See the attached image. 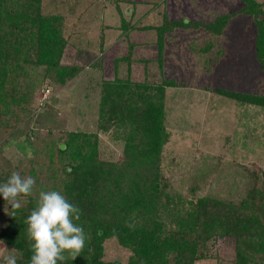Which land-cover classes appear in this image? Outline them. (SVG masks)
<instances>
[{
    "label": "rangeland",
    "instance_id": "1",
    "mask_svg": "<svg viewBox=\"0 0 264 264\" xmlns=\"http://www.w3.org/2000/svg\"><path fill=\"white\" fill-rule=\"evenodd\" d=\"M25 1L40 5L44 16L62 19L67 43L63 62L80 74L59 86L44 68L29 66L27 76L10 84L8 93L14 86L22 93L30 88L31 95L24 107L11 105L7 113L2 109L0 177L12 172L27 176L32 162L41 170L43 148L52 136L58 140L67 132L97 133L102 157L122 161L124 142L100 129L101 100L107 83L131 78L175 83L165 99L170 140L163 152V172L170 192L193 197L195 191L197 198L240 203L264 181V109L217 92L264 95L254 17L234 16L221 35L203 27L177 29L166 34L162 51L159 44L158 28L166 20L213 23L241 10L242 0ZM256 1L264 6V0ZM5 204L0 200V224L8 217ZM104 247V262L128 263L131 252L117 239L107 240ZM209 247V257L195 264H234L233 240ZM9 252L0 240V261Z\"/></svg>",
    "mask_w": 264,
    "mask_h": 264
},
{
    "label": "trees",
    "instance_id": "2",
    "mask_svg": "<svg viewBox=\"0 0 264 264\" xmlns=\"http://www.w3.org/2000/svg\"><path fill=\"white\" fill-rule=\"evenodd\" d=\"M242 1L241 10L213 23L166 20L158 28L161 51L166 34L177 29L203 27L221 35L234 16L246 15L254 17L257 25L256 57L264 72V6L256 0ZM66 49L59 16H44L40 5L25 0H0V115L11 105L29 103L30 88L26 93L14 86L12 93L7 91L18 76L28 75L25 67L44 68L46 77L59 86L78 77L80 70L63 62ZM105 86L100 129L124 142L123 159H104L97 133L67 132L58 140L50 133L41 170L32 162L29 175L21 174L35 179L32 194L21 196L22 207L14 213L9 205L7 220L0 224V240L9 253L14 250L17 264H30L33 255L34 242L27 239L24 221L36 207L40 191L53 190L81 210L74 223L83 227L86 236L75 259L65 252L67 259L57 264H122L103 260L104 244L111 238L130 250L127 264H195L209 257V245L226 239L235 243L234 264H264V181L240 203L214 196L197 198L195 191L193 197L170 192L163 172V152L170 140L165 99L167 88L175 83L127 78ZM217 92L264 109V95ZM19 149L25 151L21 145ZM10 176L0 177V184ZM42 179L47 183L42 184Z\"/></svg>",
    "mask_w": 264,
    "mask_h": 264
},
{
    "label": "clouds",
    "instance_id": "3",
    "mask_svg": "<svg viewBox=\"0 0 264 264\" xmlns=\"http://www.w3.org/2000/svg\"><path fill=\"white\" fill-rule=\"evenodd\" d=\"M35 179L22 178L18 172H12L10 178L0 184V195L6 201L4 211L11 206L13 213L22 207L19 197L29 196L33 192ZM81 210L70 203L58 191H40L36 207L26 218L27 239L33 255L30 264H57L65 261L63 254L68 252L75 259L83 249L86 236L83 227L74 223L80 219ZM3 264H17L14 254L2 257Z\"/></svg>",
    "mask_w": 264,
    "mask_h": 264
}]
</instances>
